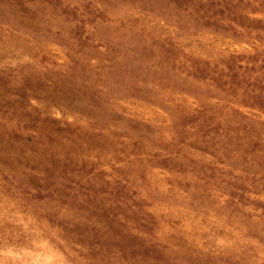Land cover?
I'll use <instances>...</instances> for the list:
<instances>
[{
	"label": "rangeland",
	"instance_id": "1",
	"mask_svg": "<svg viewBox=\"0 0 264 264\" xmlns=\"http://www.w3.org/2000/svg\"><path fill=\"white\" fill-rule=\"evenodd\" d=\"M0 264H264V0H0Z\"/></svg>",
	"mask_w": 264,
	"mask_h": 264
}]
</instances>
